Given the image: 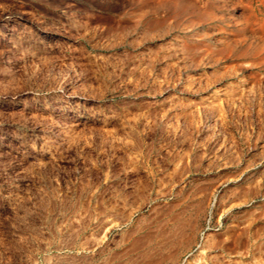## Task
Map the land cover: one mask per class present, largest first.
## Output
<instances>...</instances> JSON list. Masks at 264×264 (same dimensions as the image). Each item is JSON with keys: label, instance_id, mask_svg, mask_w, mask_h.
<instances>
[{"label": "rangeland", "instance_id": "rangeland-1", "mask_svg": "<svg viewBox=\"0 0 264 264\" xmlns=\"http://www.w3.org/2000/svg\"><path fill=\"white\" fill-rule=\"evenodd\" d=\"M0 264H264V0H0Z\"/></svg>", "mask_w": 264, "mask_h": 264}]
</instances>
